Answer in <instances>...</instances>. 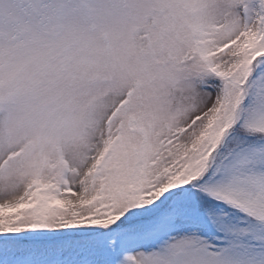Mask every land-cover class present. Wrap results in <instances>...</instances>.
Wrapping results in <instances>:
<instances>
[{"label": "snow or ice", "instance_id": "obj_1", "mask_svg": "<svg viewBox=\"0 0 264 264\" xmlns=\"http://www.w3.org/2000/svg\"><path fill=\"white\" fill-rule=\"evenodd\" d=\"M0 264H264V0H0Z\"/></svg>", "mask_w": 264, "mask_h": 264}]
</instances>
